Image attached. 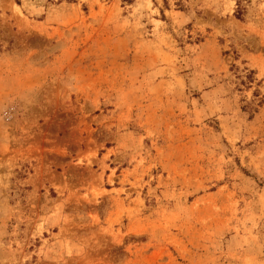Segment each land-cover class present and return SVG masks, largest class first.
<instances>
[{"label":"rangeland","instance_id":"rangeland-1","mask_svg":"<svg viewBox=\"0 0 264 264\" xmlns=\"http://www.w3.org/2000/svg\"><path fill=\"white\" fill-rule=\"evenodd\" d=\"M21 3L0 264H264V0Z\"/></svg>","mask_w":264,"mask_h":264},{"label":"trees","instance_id":"trees-1","mask_svg":"<svg viewBox=\"0 0 264 264\" xmlns=\"http://www.w3.org/2000/svg\"><path fill=\"white\" fill-rule=\"evenodd\" d=\"M43 2H45L46 5H57V4H60L62 2H67V3H71V2H75L76 0H42ZM16 4L18 6H21V2L22 0H15ZM236 18L241 20L242 19V8L238 5V11H237V14H236Z\"/></svg>","mask_w":264,"mask_h":264}]
</instances>
